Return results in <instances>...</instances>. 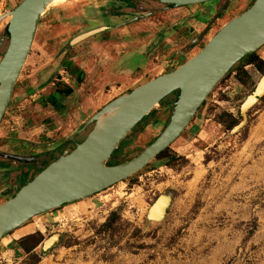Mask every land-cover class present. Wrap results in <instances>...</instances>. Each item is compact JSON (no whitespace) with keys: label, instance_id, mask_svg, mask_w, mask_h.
Returning a JSON list of instances; mask_svg holds the SVG:
<instances>
[{"label":"rangeland","instance_id":"374dc122","mask_svg":"<svg viewBox=\"0 0 264 264\" xmlns=\"http://www.w3.org/2000/svg\"><path fill=\"white\" fill-rule=\"evenodd\" d=\"M20 1L0 0V14ZM78 1L52 2L50 8L73 5V9L38 27L0 124V144L6 148L15 146L16 135L32 142V148L64 143L107 102L165 68L166 61L159 55L149 74H137L148 63V51L162 46L169 31L182 39V45L199 30L183 32L184 24L190 23L189 15H184L197 13L200 5L163 9L119 24L126 20L123 16L71 21L74 11L80 12ZM252 1L226 0V4L238 14ZM217 2L204 3L213 7ZM230 13L224 14L205 38ZM173 24L177 27L172 28ZM6 25L3 21L0 32ZM100 26L110 27L70 45L76 34ZM146 41L147 51L131 52ZM68 46L74 59H64L63 50ZM256 52L264 59V46ZM175 56L183 59L178 53ZM242 64L213 88L192 123L162 158L155 157L103 191L31 218L0 240V264H264V96L247 111L244 127L232 131L243 119L242 102L264 71L253 63L248 67ZM67 65L84 70L82 82L70 74ZM56 85L72 88L58 110L40 103ZM169 116H159L154 122L150 120L156 117L153 115L131 134V141L148 144ZM232 117L238 120L235 125H230ZM82 133L78 136L87 131ZM18 146L24 149L30 145L19 141ZM139 148L132 143L122 146L118 159L129 158ZM169 191L173 199L165 219H147L149 206L159 194ZM54 233L60 234L59 241L42 253L41 242ZM32 247V254H23Z\"/></svg>","mask_w":264,"mask_h":264},{"label":"water","instance_id":"95a60500","mask_svg":"<svg viewBox=\"0 0 264 264\" xmlns=\"http://www.w3.org/2000/svg\"><path fill=\"white\" fill-rule=\"evenodd\" d=\"M53 1L21 0L14 8L0 14V25L7 21L9 32V44L0 59V121L30 54L39 20ZM129 1L117 0L118 5H128ZM159 1L180 6L209 0ZM109 27L100 26L80 32L69 43L73 46ZM263 45L264 0H254L247 9L226 21L203 48L182 65L107 102L67 138V142H70L92 125L81 142L76 143L74 148L66 147L61 155L31 180L19 183L11 197L0 203V240L31 218L89 197L142 169L185 131L198 108L229 70ZM174 90H179V94L172 106L163 108L167 110L161 114L159 111L162 109L158 110L156 117L150 119L156 122L159 116L170 114L168 123L159 135L148 144L132 143L140 148L129 158L113 163V152L122 142L131 141L134 127L142 123L143 117L156 110L161 100ZM263 96L264 72L252 93L242 102L240 114L243 119L232 128L233 132L244 127L247 111ZM163 199L166 204L161 206V211L154 218L153 211L159 208ZM172 199L173 193L170 191L159 194L148 208L147 219L164 220ZM59 239L58 233L50 235L43 240L42 249L49 250Z\"/></svg>","mask_w":264,"mask_h":264},{"label":"flooded vegetation","instance_id":"af4514ba","mask_svg":"<svg viewBox=\"0 0 264 264\" xmlns=\"http://www.w3.org/2000/svg\"><path fill=\"white\" fill-rule=\"evenodd\" d=\"M130 2H135V3L133 5H131ZM253 2H254V0L251 2V4ZM128 3H129L128 5H118L116 7V6H114V5L118 4V2H116V0H91V3H89L87 5V7L84 8L83 12L75 13V15L72 16L71 21H75L78 18L79 19L80 18L85 19V17H87V16H92V17H95V18H99V17H102V16H113L114 15L113 16L114 19L117 16L118 17L119 16H123L122 19H124V20L126 19V20L121 22V23H119V24H122V23L124 24V23H126L127 21H129L131 19H137L139 17H142L143 15H147L148 16V15H151V14H153L155 12H159L160 10H163V9H172V8H175V7L191 8V7L195 6V5H200L201 6V10L198 11L197 13L194 12L193 14L184 15V17L189 15L187 18L190 19V23L186 22L184 24V30H183L184 33L193 32V30H196L197 28H199V30L196 32V34L188 40L189 43L187 42L186 44H182L181 45V40L182 39H180L177 36H176V38H174L172 36V34L170 33V31H169L168 36H166V38H165V43L162 44V46H160L157 50L153 49L151 51H148V53L146 52L148 54V57H149L148 63L146 65V67H144V69L142 71L137 73V74H141L142 75L141 77H143L144 75H147V74H149L151 72V69L154 68V60L157 59L159 55H161L162 58L164 57V59L166 61V66H165V68L163 70H161V72L157 73L153 77H148L147 79L143 80L141 83H143V82H145V81H147L149 79H152V78L158 76L159 74L168 73L170 71H173L174 69H176L177 67L182 65L185 61H187L189 58H191L193 55H195L198 51H200L203 48V46L208 42V40L219 30V28L226 21H228L232 17H234V16H236L239 13L242 12V11L238 12V14H237V13H234V10L229 11L228 10V5L226 4V0H218L217 4L214 5L213 7L206 5L204 2L195 3V4H188V5H180V6H174L173 4L162 3L159 0H130ZM99 7H110V8H108V9L106 8L105 10L104 9L99 10V9H97ZM127 8H128V10H126ZM227 12L228 13L231 12L230 13L231 14L230 17L225 22H223V24L215 32H213L212 34H210V36L205 38V36H207V34L211 31L212 27ZM190 24H191V27H190ZM192 26L195 29L192 28ZM38 27H39V24H38ZM173 27H177L176 24H173L172 28ZM8 44H9V32L7 30V25H6L5 30L3 32H0V54H1L0 55V59L3 57L4 52L6 51V49L8 47ZM71 49L72 48H70V46H68L67 48H65L63 50V55L65 56L64 57L65 60L68 59L70 56H73V57L69 58V59H73L75 57L74 53H72V54L68 53L69 51H71ZM143 49H146V51L148 50L147 41L146 42H142L138 47H136L133 50H131V52L132 51L133 52L134 51H139V50L143 51ZM131 52L128 51V55L131 54ZM125 53H127V52L123 51V53H122L124 55V57H128L127 54L125 55ZM177 53H178L179 56L183 57V59L181 61H179V58H177V56H175ZM119 56L120 55H118V57ZM64 59H61L62 63L65 62ZM115 64L116 63H114V65ZM250 64H252V63H250ZM80 69L83 70L82 68H80ZM231 69L229 70V72H231ZM114 72H115V67H114ZM229 72L227 74H229ZM227 74L221 80L225 79ZM84 75H83V78H84ZM72 76H74V75H72ZM131 76L126 77V78H130ZM18 79H19V77H18ZM18 79H17V81L15 83L14 90H15L16 84L18 82ZM141 83H139V84H141ZM131 89H129L128 91H130ZM14 90H13V94H14ZM13 94H12V98L9 101L8 106H7L6 110H5V113L8 111V109L10 107L11 101L13 99ZM178 94H179V90H174L170 94L165 96L161 100L160 105L157 107L156 110H153L148 115L143 117V119H142V121H143L142 123L143 124L138 123L134 127V133L138 130L139 126L144 127L146 125L147 121H149V118H151L153 115H155L158 110L162 109V112H165L167 109H163V108H166V107L170 108L172 106V103L175 102L176 99L178 98ZM171 96H172L173 100H169V98ZM203 104L204 103H202L201 106ZM200 107L198 108L197 112L199 111ZM172 110H173V107L171 108V111ZM5 113H4V115H5ZM196 114H195V116H196ZM4 115H3V117H2V119L0 121V124H1V122L3 120V118H4ZM195 116H194V118H195ZM194 118L192 119V121L194 120ZM168 121H169V119H167L166 123L164 124V127L168 123ZM192 121L190 122V124L192 123ZM91 127H92V125L89 128H86L85 132L87 131V133H88V131L91 129ZM87 133H85L82 136H78L77 135L73 139L75 141L71 140L70 142H67V138H68L67 137V138H65L66 140H65L64 143L63 142H58L55 145H51L49 147H46V149H44V147H39L38 144H37L36 147L32 148V146H33L32 142H29L28 139H26L27 141H23L22 138L20 136H18V135H16L14 137V138L18 139V141H16V144H15V146H13V148L9 149V148H6L5 146L0 144V203L11 197L10 194L14 191V189L17 187V185L19 183H26L29 180H31L46 165H48L52 160H54L59 155H61V153L64 151V149L66 147L69 146L70 148H74L76 146V143L81 142L85 138ZM157 136H155L148 143L152 142ZM11 138L13 139V137H11ZM19 141L28 143L30 146L27 147V148H24V149L21 147V149H20L19 148L20 146H18ZM11 142H14V140H12ZM128 143H134V142L133 141H131V142L124 141V142H122L121 146L118 147L113 152V154H112V162L113 163H119V162L123 161V160H119L118 156L120 154L121 147L124 146V145H127ZM166 149H168V147ZM166 149H164V150H166ZM20 156L27 157V158H20ZM28 158H30V159H28ZM132 175H130V176H132ZM103 190H100V191H103ZM100 191H98V192H100ZM98 192H96V193H98ZM96 193H94V194H96ZM79 200H81V199H79ZM79 200H76V201H79ZM76 201H74V202H76ZM64 205H66V204H63V205H61L58 208H61ZM58 208H55L53 210H57ZM32 250H33V247L28 249L27 251H24L23 254H32L33 253ZM46 251H48V250H46ZM46 251L42 250V253H45ZM0 254H3V253H0ZM14 254H19V252L18 253H14Z\"/></svg>","mask_w":264,"mask_h":264},{"label":"trees","instance_id":"16d2710c","mask_svg":"<svg viewBox=\"0 0 264 264\" xmlns=\"http://www.w3.org/2000/svg\"><path fill=\"white\" fill-rule=\"evenodd\" d=\"M239 62H241V64L239 65ZM236 65H234L231 69V72L235 70V68L240 67L242 68V63L245 64H250L253 63L256 65V67L261 70L264 71V59H262L259 54L257 52H254L248 56H245L241 59V61H239ZM68 64V63H67ZM73 64H70V66H72ZM69 66V67H70ZM68 67V65L66 66ZM68 67V68H69ZM69 72L72 75H76L77 76V81L78 82H82L83 80V75H84V71L81 70L79 67H71L69 68ZM72 92V88L71 87H65V88H60L59 85H56L55 87H53L47 94H45L42 98H40V103L42 105H50L53 106L54 108L61 109L63 107V101L62 99L65 98L67 95H69ZM238 122V120L236 118H231L230 120V125H235ZM168 149L162 151L157 158H162L166 153H167Z\"/></svg>","mask_w":264,"mask_h":264},{"label":"crops","instance_id":"0c3cea01","mask_svg":"<svg viewBox=\"0 0 264 264\" xmlns=\"http://www.w3.org/2000/svg\"><path fill=\"white\" fill-rule=\"evenodd\" d=\"M116 2H117V0H116ZM76 3H80V12L82 11V9H84L85 7H87V5L89 4V3H91V0H79L78 2H76ZM72 6L73 5H70V6H61V7H57V8H49L42 16H41V18H40V21H39V26L41 25V23L43 22V21H47V19H50V20H55L56 19V17L58 16V15H60L61 13H63V15H65V13L67 12V10H70V9H73L72 8ZM75 6H76V4H75ZM114 6H118V4H116V5H114ZM108 9V8H110V7H99V8H97V9H99V10H101V9ZM110 10V9H109ZM75 13H79V12H75L74 11V14L73 15H75ZM72 15V16H73ZM45 19V20H44ZM74 59V58H73ZM83 122H85V121H83ZM1 135H3L2 133L0 134V136Z\"/></svg>","mask_w":264,"mask_h":264},{"label":"bare ground","instance_id":"6f19581e","mask_svg":"<svg viewBox=\"0 0 264 264\" xmlns=\"http://www.w3.org/2000/svg\"><path fill=\"white\" fill-rule=\"evenodd\" d=\"M58 1H62V0H54L53 2H58ZM64 1V0H63ZM61 3V2H60ZM165 205V201H164V199L161 201V204H160V206H159V208L158 209H155V211H153V214L154 215H156L160 210H161V206H164Z\"/></svg>","mask_w":264,"mask_h":264},{"label":"built area","instance_id":"2783aa9c","mask_svg":"<svg viewBox=\"0 0 264 264\" xmlns=\"http://www.w3.org/2000/svg\"><path fill=\"white\" fill-rule=\"evenodd\" d=\"M249 65H251V64H247V65H245V67H248Z\"/></svg>","mask_w":264,"mask_h":264}]
</instances>
